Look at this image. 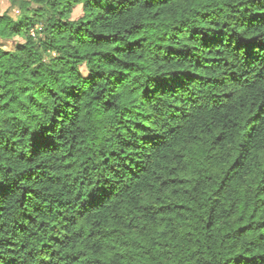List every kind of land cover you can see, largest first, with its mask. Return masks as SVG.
Masks as SVG:
<instances>
[{
	"label": "trees",
	"instance_id": "obj_1",
	"mask_svg": "<svg viewBox=\"0 0 264 264\" xmlns=\"http://www.w3.org/2000/svg\"><path fill=\"white\" fill-rule=\"evenodd\" d=\"M8 1L0 264H264V0Z\"/></svg>",
	"mask_w": 264,
	"mask_h": 264
},
{
	"label": "rangeland",
	"instance_id": "obj_2",
	"mask_svg": "<svg viewBox=\"0 0 264 264\" xmlns=\"http://www.w3.org/2000/svg\"><path fill=\"white\" fill-rule=\"evenodd\" d=\"M3 12H7V14L15 20L18 19L21 15V11L19 10L18 5L17 4L10 5L8 0H0V13H3ZM81 13H82L81 6L78 5L74 7L73 12L71 14V18H77L78 16L81 15ZM40 27H41V23L37 22L34 27V31H32L31 33L33 34L36 30L40 29ZM17 41H22V39L16 37L13 39L4 40L3 41L4 48L10 49L11 47H13L14 43Z\"/></svg>",
	"mask_w": 264,
	"mask_h": 264
}]
</instances>
